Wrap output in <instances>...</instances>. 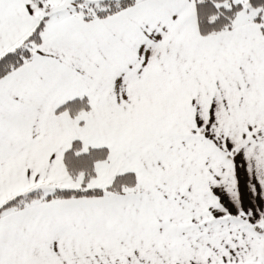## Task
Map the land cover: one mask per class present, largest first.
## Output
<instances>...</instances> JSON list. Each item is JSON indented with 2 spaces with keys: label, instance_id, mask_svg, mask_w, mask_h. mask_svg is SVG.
Segmentation results:
<instances>
[{
  "label": "snow or ice",
  "instance_id": "obj_1",
  "mask_svg": "<svg viewBox=\"0 0 264 264\" xmlns=\"http://www.w3.org/2000/svg\"><path fill=\"white\" fill-rule=\"evenodd\" d=\"M0 264H264V0H0Z\"/></svg>",
  "mask_w": 264,
  "mask_h": 264
}]
</instances>
